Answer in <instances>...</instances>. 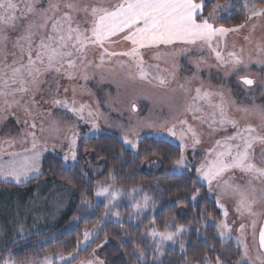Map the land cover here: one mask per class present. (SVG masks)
Masks as SVG:
<instances>
[{"label": "snow or ice", "instance_id": "1", "mask_svg": "<svg viewBox=\"0 0 264 264\" xmlns=\"http://www.w3.org/2000/svg\"><path fill=\"white\" fill-rule=\"evenodd\" d=\"M20 2L24 4L23 10L17 0H0V98H3L5 109L20 104L21 99H18V96L22 98L30 91H39L40 84L44 82L40 78L45 73L62 74L69 80L74 79V70L78 67L77 60L85 69L88 67L85 65V52L90 45L104 49V45L110 42L112 37L120 34H123L122 39L130 43L131 48L119 53L104 50L100 56L101 63L104 62L105 56L128 57L132 64H121L122 69H130L134 66L136 69L135 78L149 83L155 80L160 87H164L169 81L159 75V69L152 73L145 67L139 54V50L142 48L169 46L177 43L199 44L207 46L219 66L231 65L232 71H239L240 66H243L244 70H248L250 65L256 64L261 70H264V48L260 45L256 47L255 59L251 54L245 59L241 55L243 49L240 53L228 52L227 58L224 56L221 48L224 38L229 33L238 32L245 27V24L241 23L232 28L217 27V21L214 18L218 15L220 5H214L207 16L203 15V10L209 0H199V2H195V0H119L111 8L93 6L90 10L87 6L78 8L76 3L69 0L63 5L66 11L59 16L55 14L61 11L60 3H53L49 0L47 7H44L42 0H28V2L20 0ZM244 8L246 9V20L264 16V7L257 8L254 4L250 5L246 2ZM79 12H85L91 16L88 28H81L80 23L77 22L75 14ZM10 32L17 33L11 41ZM46 32L47 36L45 37ZM37 37L39 38L38 42ZM244 39L247 41L249 38L246 36ZM9 42H11L10 49ZM9 57H11V63H9ZM128 75L129 78H133L131 71L128 72ZM82 78L88 79L86 71ZM239 82L249 89L256 83L248 75L240 76ZM183 87L181 85V88ZM214 95L220 96L219 102H213ZM8 97H12V100L9 101ZM53 104L63 108L77 119L91 123L92 129L98 131V125L91 110L88 111L89 119L85 120L83 113L86 105L81 104L76 107L75 100L70 104L67 100L60 99L53 100ZM205 105L210 111H205ZM136 110V106L133 104L132 111ZM240 111L256 115L260 121L259 125L249 124L238 128L237 122L229 119L226 115L222 93L202 92L201 88L195 89V95L187 104L186 113L191 114L194 120H199L202 124L206 123L208 128L213 131L223 130L227 126L236 129L233 134L222 140H217L214 147L207 151L204 160L195 168L196 180L206 183L209 192L213 191L215 182V190L218 193L216 206L222 209L225 217L228 212L221 203V196L238 198L235 211L240 216L258 217L264 214L254 211L258 202L264 203V187L259 189V196L256 195L255 187V182L264 185V106L253 104L251 107L240 109ZM217 113H219V119H217ZM169 124L168 120H164L162 123L147 122L142 127L156 130V135L162 137L166 135L178 140L179 154L172 161L173 169L191 170L185 150L189 146L187 141L190 139L195 153L196 146L201 143L197 131L188 124L186 119H179L177 123H171L170 126ZM217 124L219 128L214 127ZM31 127L35 128V123ZM132 134L137 139L135 141L129 139L125 134L122 138V146H127L138 154L140 131L133 129ZM160 142L167 143L164 139ZM31 143L32 148L27 150L30 154L0 151V180L21 184L27 181L33 173H40L42 152L34 134ZM258 145L260 146L259 153L256 152ZM44 150L47 151V148ZM77 150V134L73 133L69 139V151L65 152L63 156L65 164H68L69 161L72 162L65 169L70 174L65 177L69 184L73 183L71 173L78 162ZM152 155L156 156L158 153L153 152ZM151 163L155 164L156 161L153 160ZM237 171L248 177L244 185L234 184L231 177L224 180L223 183L220 182L225 173ZM137 191L139 189L131 190V192ZM199 193L200 190L196 189L191 199L195 201ZM94 195L97 198L104 197L108 200V204H105V214L107 215L109 205L119 198L120 191L97 185ZM81 203L92 207L91 203L83 196ZM149 203V197L145 196L143 202L137 201L132 205L133 211L139 214L149 207ZM114 215L118 217L119 213H114ZM216 228L221 241L230 238L228 233L231 229L227 223H219ZM168 229L169 225L166 224L164 231L152 228L148 232V236L155 245V251L152 254L154 260H158L159 255H162L166 243L175 244L177 238L187 231L183 224L178 225L175 231ZM251 229L253 243L257 245L258 254L254 259L250 257L248 245L243 242L242 238H237V243L240 245L238 253L240 259L236 264H264V223L259 226L258 237L256 219L251 221ZM238 231L242 237L245 231L243 223ZM94 233L95 228L91 231L84 230L82 239L77 240L72 251H68L66 254L45 256L40 264H94L92 259L80 260V253L91 247L89 242ZM104 243H107V240ZM98 247H103V244ZM183 249L184 245L181 243V250L183 251ZM145 254V252H140L137 255L139 260L147 264V260L144 259ZM2 264H13L11 253L2 259ZM99 264H104V261L100 260ZM204 264H207V259ZM215 264H222L220 256L216 257Z\"/></svg>", "mask_w": 264, "mask_h": 264}, {"label": "rangeland", "instance_id": "2", "mask_svg": "<svg viewBox=\"0 0 264 264\" xmlns=\"http://www.w3.org/2000/svg\"><path fill=\"white\" fill-rule=\"evenodd\" d=\"M17 2L20 3V8L23 10L24 4L20 0H17ZM24 2H28V0H24ZM51 2L60 3L61 11L55 14L59 16L66 11L63 5L69 0H51ZM71 2L76 3L78 8L87 6L90 10L93 6L111 8L119 0H71ZM246 2L250 5L254 4L257 8L264 7V0H220L215 4L221 6L218 15L214 18L217 21V27H235L224 25L231 19H234L237 25L245 24V27L238 32L227 35L226 58L228 52L236 51L240 53L243 49L241 55L245 59L249 54L255 59L257 45L264 48V24L263 28L259 29L258 36L253 37L252 40L246 41L244 39L249 26L254 29L255 23L264 22V16L246 20V9L244 8ZM48 3L49 0H42L44 7H47ZM211 11L212 9L209 12ZM75 15L81 28L90 26L92 18L88 13L79 12ZM16 35L17 33L10 32V41ZM122 35L112 37L110 42L104 45V49L90 45L85 52V65H88V67L85 69L77 60L78 67L74 70V79L69 80L62 74L45 73L40 78L41 81H44L40 84V90L30 91L22 98L18 96L17 98L21 99V103L13 105L10 109L4 108L3 98H0V151L30 154L27 150L32 148L31 141L34 130L38 147L42 152L40 166L45 156L61 160L64 166L71 165V161L65 164L63 156L65 152L69 151V139L73 133L77 134V147L82 139L101 134L116 136L121 142L124 135L127 134L129 139L135 141L137 137L132 134V131L137 129L140 131V140L144 138L164 139L179 148L178 140L169 138L166 135L163 137L156 135V130L144 128L142 125L147 122L162 123L164 120H168L171 124L177 123L179 119H186L188 124L196 129L201 140V143L196 146L195 153L190 139L187 141L189 146L185 150L186 159L195 174V168L204 160L207 151L214 147L215 142L236 131L231 126H227L220 131H213L208 128L206 123L202 124L199 120H194L191 114L186 113L187 104L191 102L192 97L195 95L196 88H201L202 92L222 93L226 115L229 119L237 122L238 128H243L249 124L259 125L260 121L256 115L240 111V109L251 107L253 104L264 106V70H261L256 64L250 65L248 70H244L243 66H240L239 71H232L231 65L222 67L217 64L216 60H209L207 58L209 50L202 45L177 43L169 46L160 45L158 47L142 48L139 50V54L145 67L152 73L157 72V69H159V75L164 76L169 81L164 87H160L155 80L149 83L135 78L136 69L134 66L130 69H122L121 64H132L128 57L105 56L104 62L101 63L102 51L119 53L131 48L130 43L122 39ZM46 36L47 32L45 33ZM38 39L37 37V42ZM10 48L11 42H9ZM210 53L212 52L210 51ZM9 63H11V57H9ZM85 71L88 76L87 80L82 78ZM129 71L133 73V78H129ZM244 75H248L256 81L253 88L248 89L239 82V77ZM181 85L184 87L181 88ZM33 95L35 97L38 95V99L35 100L30 97ZM55 99L67 100L70 104L75 100L76 107L81 104L86 105L83 113L85 120L89 119L88 111L91 110L98 125V131L92 129L91 123H85L71 113L56 111L57 107L53 104ZM8 100L11 101L12 97H8ZM219 100V95L213 96V102H219ZM133 104L137 109L135 112L132 111ZM204 107L205 111H210L206 105ZM217 119H219V113H217ZM33 123L36 125L35 128L31 127ZM177 126L179 127V125ZM214 127L219 128V125L217 124ZM85 131L90 133L87 138H82ZM45 148H47V151L44 150ZM125 148L131 150L127 146ZM259 151L260 146L258 145L256 152L259 153ZM83 156L82 171L84 176L94 178L99 176L102 165L94 162L93 155L89 151H85ZM5 158L7 157L5 156ZM77 161L75 166H79L78 156ZM188 170L173 169L172 166L166 172V175H181ZM157 171V164L147 163L143 167V172L146 174ZM39 175L40 173H33L27 181L21 184L33 181ZM230 177L234 184L239 185H244L248 180L247 176L237 171L225 173L220 182L223 183L224 180H228ZM0 182L14 186L20 185L13 181L0 180ZM201 184L206 187L209 198L216 205L218 193L215 190V182L213 183L212 192H209L206 183ZM52 185L53 182L45 181L29 188L9 189L0 187V248L9 243L30 238L40 231H46L55 224L59 214L67 208L71 198L60 195L58 187ZM255 187L257 189L256 195L259 196V189L264 185L255 182ZM110 188L115 190L112 186ZM33 196H36L35 199L45 198L46 203L33 204L32 201L35 200ZM102 199L105 198L96 197L97 201ZM121 199L122 195L120 194L119 198L113 201L109 207L115 205ZM237 199V197L221 196V203L228 212L227 217L223 215L222 209L217 208L221 216L219 223H227L231 229L228 233L230 238L223 241H221L217 229L220 242L226 245V248L219 255L222 264H236L240 259L238 255L240 245L237 243V238H242L243 242L248 245L250 257L254 259L258 254L257 245L253 243L251 221L253 219L257 220L258 231L259 226L264 223V214L258 217L240 216L235 211ZM106 201L108 204L107 199ZM38 207H48L50 209L47 214L39 215ZM131 209L133 211V207ZM254 211L264 213V203L258 202L254 207ZM39 221L44 225H37ZM242 223L245 225V231L241 237L238 229ZM41 227L43 229L39 230ZM91 242L92 240L89 243L91 244ZM100 251V247L96 248L95 252L92 251L85 260L92 259L94 264H99V261L103 260Z\"/></svg>", "mask_w": 264, "mask_h": 264}, {"label": "trees", "instance_id": "3", "mask_svg": "<svg viewBox=\"0 0 264 264\" xmlns=\"http://www.w3.org/2000/svg\"><path fill=\"white\" fill-rule=\"evenodd\" d=\"M219 1L209 0L203 15ZM224 25L236 26L237 22L231 19ZM160 141L152 138L140 140L137 154L122 146L116 136L101 134L82 139L77 147L79 166H74L71 173L72 184L65 178L70 175L65 171L69 166H64L57 158L45 156L38 178L20 188H29L45 181L53 182L52 186L58 187L60 195L70 197L71 201L59 214L55 224L46 231L0 248V264L10 253L13 264H40L45 256L72 251L77 240L82 239L83 231L94 228L91 247L80 253V260L88 258L93 249L103 244L100 256L105 264H144L138 259L140 252L146 253L144 259L147 264H204L205 259L207 264H215L216 257L226 248L217 235L220 213L209 198L206 187L197 182L192 170L181 175H166L173 166L172 161L178 157L179 148ZM85 151L91 152L94 162L102 165L101 173L95 178L83 174ZM153 152L158 155L153 156ZM153 160L158 165V171L144 173V165L152 164ZM97 185L112 186L122 195L118 203L108 208L107 215L106 199L97 201L94 195ZM132 189L139 191L131 192ZM196 189L200 193L193 201L191 197ZM82 196L92 207L81 203ZM145 196L149 197V207L139 214L134 213L132 205L137 201L143 202ZM33 197L35 199L36 196ZM45 201V198H36L32 203L44 204ZM38 209L39 215H44L50 208ZM114 213H119V216ZM166 224L169 231H175L181 224L187 231L177 238L175 244L166 243L162 255L154 260L152 254L155 245L148 232L152 228L164 231ZM105 240L107 243H104ZM181 243L184 245L183 251Z\"/></svg>", "mask_w": 264, "mask_h": 264}, {"label": "crops", "instance_id": "4", "mask_svg": "<svg viewBox=\"0 0 264 264\" xmlns=\"http://www.w3.org/2000/svg\"><path fill=\"white\" fill-rule=\"evenodd\" d=\"M263 24H264V22L263 21H260V22H257V23H255V26H254V29L253 28H251L250 26H249V29H248V31H246L245 32V37L247 36L249 39L248 40H252L253 39V37H256V36H258V34H259V29H261V28H263ZM217 26V25H216ZM224 27V26H223ZM254 30V31H253ZM197 45H199V44H197ZM206 48H207V46H206ZM208 49V48H207ZM209 50V49H208ZM226 50H227V37H225L224 38V42L222 43V52H223V54H224V56H226ZM210 54H211V56H210ZM97 56H98V54H97ZM97 56H96V61H97ZM207 58L209 59V60H215V57H214V55H213V53H210V50H209V52H208V56H207ZM220 73V72H219ZM254 87V86H253ZM252 87V88H253ZM249 89V88H248ZM30 97H32V98H34L35 100H36V98L38 97V95L35 97V95H33V96H30ZM38 99V98H37ZM57 110L56 111H61V112H65L66 110H64L63 108H61V107H57L56 108ZM72 119H74L73 117H71ZM90 132H86L85 131V134H83L82 135V138L84 137V138H87L88 137V134H89ZM33 134L35 135V137L37 138V136H36V132H35V130L33 131ZM32 134V135H33ZM40 149V148H39ZM28 183V182H27ZM27 183H24V184H20V185H18V186H14V185H10V184H4V183H2V182H0V187H4V188H9V189H15V188H20V187H22V185H25V184H27ZM40 223V224H39ZM39 223H38V225H44L41 221H39ZM257 236H258V231H257Z\"/></svg>", "mask_w": 264, "mask_h": 264}]
</instances>
